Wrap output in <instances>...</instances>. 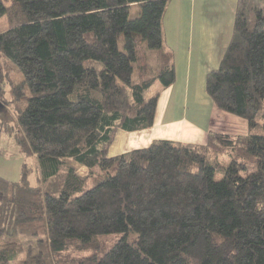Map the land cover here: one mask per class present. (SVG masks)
Segmentation results:
<instances>
[{"label": "trees", "instance_id": "obj_1", "mask_svg": "<svg viewBox=\"0 0 264 264\" xmlns=\"http://www.w3.org/2000/svg\"><path fill=\"white\" fill-rule=\"evenodd\" d=\"M169 2L0 0V58L21 74L12 85L0 67V134L39 171L37 187L26 166L18 183L0 178V264H264V0H239L206 79L247 136L108 155L118 131L154 126L159 94H147L176 81ZM5 83L10 104L26 96L15 124Z\"/></svg>", "mask_w": 264, "mask_h": 264}, {"label": "crops", "instance_id": "obj_2", "mask_svg": "<svg viewBox=\"0 0 264 264\" xmlns=\"http://www.w3.org/2000/svg\"><path fill=\"white\" fill-rule=\"evenodd\" d=\"M238 3L170 0L163 29L165 46L174 57L176 81L166 89L160 85L156 92L159 100L154 126L132 133L118 131L110 157L146 148L157 140L205 145L217 126L234 136L248 135L247 121L219 110L206 92L207 76L219 68L232 40Z\"/></svg>", "mask_w": 264, "mask_h": 264}, {"label": "rangeland", "instance_id": "obj_3", "mask_svg": "<svg viewBox=\"0 0 264 264\" xmlns=\"http://www.w3.org/2000/svg\"><path fill=\"white\" fill-rule=\"evenodd\" d=\"M0 27L1 29L5 28V22L0 21ZM5 61L0 58V67L3 69V72L9 73L8 79L11 81L12 85H17L19 81L21 80V74L18 72L17 68L12 65L11 63H8L7 65L4 64ZM160 85L157 84L154 86L147 94V98H150L156 94V92L159 90ZM5 95H6V102L8 110L6 111L7 114L11 115L9 117L13 118L14 124L17 122V115L18 112L16 111V105L20 109H24L27 105L26 102V96L22 97V101L16 103V104H10L11 103V85L8 83H5L4 86ZM4 108L2 105H0V129H1V123L4 118ZM8 116V115H7ZM217 129H214L212 132L214 133H228L229 130L222 129V126H217ZM225 130V131H223ZM230 133H232L230 131ZM116 140H118V133L116 135V138L112 144V146L109 149V156H112V151L114 150V145L116 143ZM169 140V139H166ZM174 141V140H173ZM221 160L223 164H228L229 158L226 155L221 156ZM26 166L29 170V183L32 187L38 186L39 181V171L37 169V159L34 155H27L20 151L19 147L15 143L12 137H9L5 133L0 134V178L9 181L11 183H18L20 182L22 178V169ZM78 172L82 176H86L88 171L85 168H79ZM223 178L222 173L216 174V180H221ZM116 237H111L108 239V243L115 242ZM80 255V254H79ZM85 254L84 256H86ZM82 256V255H81ZM80 256V257H81Z\"/></svg>", "mask_w": 264, "mask_h": 264}]
</instances>
